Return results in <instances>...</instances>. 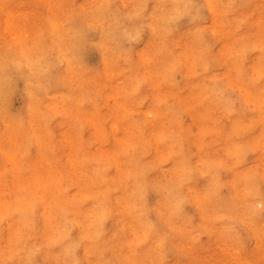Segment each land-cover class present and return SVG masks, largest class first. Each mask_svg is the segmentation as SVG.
<instances>
[{
	"label": "bare ground",
	"instance_id": "obj_1",
	"mask_svg": "<svg viewBox=\"0 0 264 264\" xmlns=\"http://www.w3.org/2000/svg\"><path fill=\"white\" fill-rule=\"evenodd\" d=\"M45 1L48 2V13L41 16L37 31L22 38L4 39L0 46V155L11 165V171L0 170V264H33L37 247L41 248L47 264H186L193 262V251L187 242L190 232L198 226L211 234L212 243L219 247L217 255L224 252L223 264H252V251L256 250L260 264H264V230L259 226L264 224V38L257 36L258 27L262 24L261 14L256 13V21H251L254 14L251 11L256 2L251 8H245L237 0H130L132 5L125 4L127 0H118V3L100 0L82 11L74 5L67 14L60 16L55 10L61 9V5L56 0ZM251 1L255 0H245L246 5ZM18 2L20 0H0V16L6 17L8 25L12 24V5ZM205 11L208 12L210 30L219 32L216 47L207 48V55L211 59L214 56L210 53L217 50L226 70L222 80L206 69L205 96L212 98L210 106L215 103L216 108L219 104L226 107L222 109L221 119L227 129L222 134L230 143L222 141L220 145L224 144L229 154L233 148L230 146L236 141L234 136L245 137L247 146L256 154L259 170L255 172L244 167L233 170L227 159L225 164L229 172L224 180L217 175L218 167L214 166L212 170L206 154L200 153L202 148L197 137L189 129L181 130L186 135L185 144L179 145L175 141L178 132L174 138L164 136V132L170 129L164 131L162 127L163 120L168 117L165 112L168 109L158 106L161 77L153 71L156 56L152 52V37L172 38L176 56L171 57L170 54V57H165L169 63L174 61L167 71L173 74L172 71L181 70L189 90L181 92L186 89L183 87L180 91L177 87L172 93L176 96L185 94L190 99L204 91L195 74L198 56L191 59L187 51L192 39L188 37L183 41V38L191 33L195 36L205 27L201 21ZM185 15H188L186 25L182 22ZM84 28L97 31L94 43L102 54L98 71L87 70L75 54V42ZM199 35L197 37H201L200 32ZM144 36L147 38L143 43ZM125 40L137 41L139 46L142 44L135 52H129L124 50ZM236 47H241V51L237 56L232 55L233 59L238 58L234 72L236 67L232 68L228 57ZM258 63L260 68L253 69L252 66ZM13 67L24 78L22 108L16 113L6 108L8 71ZM135 71L143 75L135 76ZM161 80L164 81V77ZM144 81L148 86L142 96L140 88ZM231 83L237 86L238 98L245 105L239 107L241 111L229 96L226 97L227 89L223 86ZM249 87L251 92H247ZM98 92L104 107L108 108L114 101L116 108H127L126 114L121 112L119 115L112 108H99ZM249 93H254V96H249ZM150 95L155 96L150 98ZM200 99L202 101L203 98ZM143 102L145 106L138 107ZM134 112L145 122V128L140 130L159 161L152 165L153 169L149 165L150 169L144 170L148 165L146 162L144 171L140 168L133 174L135 166L129 159L132 155L128 156L127 151L128 146L134 144V141L133 144L130 142L132 137L136 138L133 136L135 131L130 128L134 125H131ZM150 113H153L152 119L149 118ZM174 116L176 118L177 115ZM189 116L198 117L196 110L190 109ZM84 123L90 127L87 135L82 126ZM197 124L199 121L194 123ZM180 137L183 140L184 137ZM109 139L112 144H108ZM176 143L179 149L175 148ZM115 144L116 147L113 146ZM186 144L191 148L198 145V152L191 154L192 149L188 150ZM246 144L239 143L237 148L234 147V154L241 160L248 149L244 147ZM148 149L141 150L145 153ZM159 151L166 154V162ZM147 152L145 155L141 153L142 156ZM30 159L37 164L32 171L34 177L25 173L23 166L29 164ZM53 160L82 172L83 183L78 179L74 181L76 173L71 169L66 175H54L49 170L53 168ZM165 163L181 166L184 171L180 175L175 173V176L172 173L166 182L153 186L158 182L157 174ZM44 168L47 169L45 172ZM95 171L101 176H93L97 174ZM112 171L115 184L106 189L107 181L103 176ZM60 176H66L65 184ZM70 176L73 185L66 189L71 184ZM130 178L132 186L128 190ZM150 185L157 193L153 203L147 201L143 192ZM223 185L228 188L227 195L221 192ZM73 193L76 197L71 196ZM210 200L217 207V211L212 212L213 216L206 206ZM187 203H191L194 212H182ZM260 204L262 210L258 209ZM241 230L248 231V235H243ZM251 241L253 244L248 249ZM104 244L108 247L104 248ZM105 249L112 257L106 254ZM181 253L187 255L182 261L184 263L181 262Z\"/></svg>",
	"mask_w": 264,
	"mask_h": 264
},
{
	"label": "rangeland",
	"instance_id": "obj_2",
	"mask_svg": "<svg viewBox=\"0 0 264 264\" xmlns=\"http://www.w3.org/2000/svg\"><path fill=\"white\" fill-rule=\"evenodd\" d=\"M99 1L100 0H56V3L61 5V9H58V11L55 10V12L57 14L59 13V15L62 16V15L67 14V12H68V10L70 8L72 10V8H73L74 5H76L78 8H80V11H82L84 9H88V8L94 6ZM237 1H238V3L241 6H244L245 8L246 7L247 8H251L253 6V4L256 2L255 4H257V5H254V8L251 11V14L254 13L253 14V18H252L251 21L253 22V19L257 16V14H259V13L261 14V16H262L261 17V19H262L261 20V23L262 24H260V26L258 27L257 36L259 38H264V0H255L254 2L251 1V4L249 3L248 5H246L247 3H245V0H237ZM109 2L110 3H118V0H109ZM125 4L132 5L130 0L129 1L127 0ZM111 5L115 8V6L113 4H111ZM55 6H56V4H55ZM47 7H48V2L45 1V0H20V2H18L16 4H13L12 5V8H13L14 12L11 15V23H12L11 25H8L7 22L5 23V21H6L5 18L6 17L3 18V17L0 16V46L2 44L1 41H3L4 39H14V38H17V37H21L22 38V37H26L30 33H33L35 31H37L39 25L41 24V20H42L41 16H44L45 14L48 13ZM207 14H208V12L205 11V14H204L205 17H203L201 19L203 26H205V27H202V28L203 29L205 28V30L203 31V29H200L197 34L196 33L194 34L195 36H192L193 34L191 33V34H188L186 37L183 38V41H184L185 38H188V37H191L190 39H192L191 46L189 48H187V51L190 53L191 59H194L193 57L196 58V56H198V59H199L198 61L199 62H198V65L196 67L197 73H195V74H196L197 78L200 79V85L202 86V88L201 87L200 88L201 89H204V91L202 90V92H200V95H195L196 97L195 96H191L193 99L191 97L189 99V97L187 95H185V94L176 96L175 94L172 93V90L174 88H177V87H178L177 88L178 90L182 89L183 87H184L183 89H186V91H181L180 90L181 92H188L189 91L188 90V87H187L188 86L187 85V80H185L183 78V73H182L181 70H178L177 69L175 71H172L174 75L173 74H170V70L167 71V69H169L174 64V61H171L170 62L171 64H170L169 61H167L165 57H167V56L170 57V54H171V57L176 56L175 53L173 52L174 49L176 48L173 45L175 43V40L172 39V38H168V39L164 40L162 37H160L158 35L152 37V41H153L152 42V52L156 56V59L153 62V71L156 74L160 75L161 79H163V77H164V81L160 79V82L162 81L163 83L160 84V82H159V87H158V95H159L158 97L159 98L157 99L158 106L161 105V109H164V110L165 109H168L170 111V112L168 110L165 111V112H167L166 113V116H168V117L164 119L165 121L163 120V126L162 125L161 126L164 128L163 129L164 131L167 128H170L172 130H170V129H168V131L166 130L167 132L166 131L164 132V136H169V137L172 136V138H174V136H175L174 134H176L178 132L177 135L174 138L175 141L177 143L179 142L178 143L179 145H181L182 143L185 144V142L187 141V139L185 138L186 135H183L184 132L181 131V130H184L185 128L186 129H189L191 132H193V134H195V137H197L196 140L199 143V147L202 148V151H200V153H204V155L206 154V157L205 158H206L207 163L209 164V166L211 167L212 170H213L214 166H217L218 167V169H217V172L218 173L216 171L215 172L217 173V175L219 174L218 177L220 179H223L224 180V179H226L228 177V172H229V168H228L227 164H225V163H227V159H229V164L231 165V167L233 168V170L234 169H238L239 167L253 169V170H255V172H258L259 170H258V168L256 166V163H257V157H255L256 154H255V152H254V150L252 148H249V146H247L246 143H248V142L245 140L246 139L245 137H242V136L241 137H239V136L235 137L236 136L235 135L234 136V139H236V141L230 146L231 148L233 147L232 148V151H230L229 154L227 153L228 149L225 148L224 144H225V142H229V139H228V137L225 134H222V132L224 130H226L227 128H225L226 127V124L223 125V123L225 121H223L221 119L222 109L225 106H223V104H219L220 107L218 106V108H216L217 106L215 105V103L212 104V106H210V103H211L210 101L212 100V98L211 97H208V98L206 97L207 96L205 94V90H206V93H207V89H206L207 88V70L206 69H208L209 72H211V73H213L215 75L217 74V77L222 78V80H224L225 79V76H226L224 74V72L226 70H224L223 64L220 62L221 58L218 55V53H216L217 50L213 51V53L212 52L210 53V55L213 54L212 56H214L213 58H211L212 60L209 59V56L207 55L208 52H209V50L207 48L210 47L211 49H214L216 47V45H217L218 36H219V34H218L219 32H215L214 30H210L211 27H210V24H209L210 22L208 20ZM187 16L188 15H185V17L182 20L183 24H185V25L187 24V20H186ZM255 21H256V19H254V22ZM230 23L233 24V21H230ZM180 24H181V22H180ZM185 25H183V26H185ZM254 27H256L255 24H254ZM184 31H186V30H184ZM199 32L201 34V37H199L200 36L199 35ZM209 32H213V33H209ZM96 34H97V31H94L93 29L84 28L83 31L80 34L81 36L79 35V37L77 38V40L75 42V46H76L74 48L75 49V54H76L77 57L79 56L78 60L80 61V63L87 70L89 69V71H98L101 68V58H102V54H101V51H100L99 47L97 46V44L94 43ZM197 35H199V36L197 37ZM203 35H204V37H203ZM146 38H147V36H144V38L142 40L143 43H144V40ZM198 38H199V41L200 42L198 41ZM205 38L207 40V43H206ZM158 40H159V42H158ZM167 41H169V43L171 45L168 44ZM171 41L173 43H171ZM142 42H141V44H142ZM205 43H206V45H205ZM141 44L139 46V44L137 43V41L125 40L124 41V48H125L124 50L125 51H129V52H135L138 48L141 47ZM161 44H163V45H161ZM202 44H204V45H202ZM169 46H171V47H169ZM211 46H213V47H211ZM163 48H164V50H163ZM168 48L169 49L171 48L170 51H169ZM157 49H159L158 52H160V54L157 52ZM204 49H207V50L204 51ZM161 51L163 52V55H162V52ZM240 51H241V47H236L230 53L231 56L228 57V59H230L231 62H232V65H231L232 68L234 66L236 67V68H233L234 72L237 70L236 64H237L238 58H236V60H235V57L233 59L232 55L237 56ZM201 52H203V53H201ZM96 53L98 54V56H96ZM133 55L136 58V54H133ZM206 55H207V57H205ZM179 56L180 55L178 54L177 57H179ZM204 57H205V59H203ZM250 57H251V53H250ZM207 58L209 60H211V61H208ZM200 59L202 61H204V64H203V62ZM158 60H160V61H158ZM257 60L258 59H256L255 61H257ZM95 62H96V64H95ZM210 63H213V64H210ZM252 63H254V62H252ZM165 64H167V65H165ZM233 64H235V65H233ZM165 66H167V68ZM252 67H253V69L257 70V69L260 68V64L258 63L257 65H254ZM202 70H204V71H202ZM165 72L171 78L168 77V76H166ZM135 73H136L135 76L143 75L139 71L138 72L135 71ZM8 75L10 77V79H9V85L7 87V89L9 88L8 89L9 98H8V101H7L6 108L7 109L9 108L8 110H10L11 112H15L16 113V112L20 111V109L22 108L23 87H24L23 79L24 78L19 73V70L15 69L14 67L11 68V69H9ZM165 76H166V79H165ZM246 78H243V79H246ZM167 79L169 80V82H168ZM203 79L205 81V82H203L205 87L202 85L203 83H201ZM20 81H22V82H20ZM165 81H166V83H165ZM167 82L170 83V86L167 85L168 84ZM198 85H199V83L197 82L196 86H198ZM220 85L222 86V84H220ZM147 86H148V82H146V81H144L141 84L140 92H141L142 96H144V94L146 93ZM225 86L226 85H224L223 87L225 89H227V91H226L227 92L226 97L227 98L230 97L229 100L230 101H234L233 103H235V107L239 111H241V109H239V107L242 106V105L243 106H245V105L238 98L239 92L237 90V86L234 83L227 84V86L226 87ZM250 88L251 87L247 88L248 89L247 92H251V91H249V90H251ZM92 92L93 93L95 92L94 94H96V90H93ZM98 94H97V97H98L97 102H98V105L100 106L99 108H101V109L107 108V107H104L105 104H104V101H103V98H102L101 94L99 92H98ZM249 94H250L249 96H254V93H249ZM154 96L155 95H150V98H153ZM182 96H185V97H182ZM180 97H182V98H180ZM183 98H185V99L183 100ZM186 98H187V101H186ZM200 98H203L202 101H200L201 100ZM178 100H179V103L180 104L178 103ZM202 103H203V105H206V104L207 105L206 106H203ZM245 103H247V102H245ZM113 104H114V101H111V103L109 104V106H108L107 109H111L112 108V110L113 111H116L117 114H119V115L121 114V112H123V114H126V111H128L127 108H125V107L122 110L121 107L116 108L115 106H113ZM140 105L141 104H139L138 107H144L145 106V103L143 102L142 105L141 106ZM186 105H187V107H186ZM193 105H195V106H193ZM178 106H182L181 108H186V109L183 110L180 107L178 108ZM204 107L206 109H204ZM174 109H175V111H174ZM190 109H195L196 112H197V116L198 117H196V116H189ZM208 109H209V111H208ZM225 109H226V107H225ZM204 110H206V111H204ZM212 110H215V111L213 112ZM171 112H172V114H171ZM173 112H174V115H177L176 118L173 115ZM136 113L137 112H134V114H133V118L134 119H133V121H131V122H133V123H131V125L132 124H134V125H132L130 127L131 129H133L132 132L135 131L133 133V136L136 137V138L133 139V137H132V139H131L130 142H131V144H133V141H134V144H133V146L132 145H129L128 146V151H127L128 154H129L128 156L132 155V156H130L129 159H130V161H132L133 166L136 167L137 165H139L136 168L134 167L133 174H134V172H137V171H139L141 169H142L141 171H144L145 169H150V166L152 167V165H154L155 162L157 163V161H159V158L157 157V154L152 149V146L150 145L151 146V148H150L149 144L146 142V139L143 138L145 135H143V132H141L142 130H140V129L141 128L142 129L145 128V122L143 120H140V118H138L139 117L138 113L137 114ZM205 113H206V115H204ZM210 114L213 115L214 117H216V118L218 117V118L217 119L216 118H212L213 116L210 117ZM217 114H219V115H217ZM149 118H151V119L153 118V113H150L149 114ZM172 119H174V120H172ZM134 120H135V123L136 124L134 123ZM207 120H209V121H207ZM141 121L144 122V125H143V123H141ZM198 121H199V124L194 125V123H197ZM137 122H140L141 123L140 124L141 126ZM171 122H173V123L171 124ZM181 123H182V125H181ZM87 124L88 123L82 124V126L84 127V132H85L86 135L89 132V128H90L89 125H87ZM214 125H215V127H214ZM188 127H190V128H188ZM214 129L216 130V133H215V130ZM136 130H138V131H136ZM139 131H140V133H137ZM195 132H197V134ZM137 134H139V136ZM178 134H180V136L184 137L183 140H182V138ZM140 136L143 139H140L139 138ZM220 137H222V138H220ZM176 138H177V140H176ZM136 139H138V140H136ZM135 140H136V143H135ZM137 141H139V142H137ZM222 141L224 142V144L223 145H220V143H223ZM145 143H147V144H145ZM177 143L175 145V148L176 149H179L180 146H178ZM239 143H240V145H241V143L246 144V146H244V147L248 148L244 152V157H243L242 160L239 159L236 154H234V151L236 150L234 147L237 148V146L239 145ZM108 144H112L111 139H109ZM91 145H93V140H92V144ZM138 145H139V147H137ZM113 146L116 147V144L113 145ZM197 146H193L191 148V145H189V144H186L185 145V147H187L188 150L189 149H192L191 150V154H193V153L196 154L198 152ZM142 148H143V150L149 148L148 150H146V151H148L147 154H146V156H142V154L145 155V153H146V151L144 153V151L141 150ZM138 149H140L141 151L138 150ZM129 150H132V151H129ZM135 150H137V151H135ZM134 153L136 154V156H135ZM188 153H190V152H188ZM138 154L139 155L141 154L140 157H139ZM159 155L163 159H165V162L167 161V159H166L167 156H166L165 153H162V151H159ZM153 156H156V157H153ZM132 158H133V160H132ZM136 158H138L140 162ZM151 159H153V161ZM196 160H197V162H200L201 161V160H198L197 159V156H196ZM30 161L31 162L29 164H25L23 166L26 168L25 173L31 174L34 177V174L35 173L32 172V171L35 170V168L37 167V164H36L35 161H32V159H30ZM143 161H145V162H143ZM151 161H152L153 164L151 163ZM53 162H54L53 168H50L49 170L54 175H60V174L66 175L67 174V170L71 169L73 173L74 172L76 173L75 174L76 177H75V180L74 181H76L78 179V181H80L81 183H83V173L82 172L74 171L73 167H69V164H64L63 162L54 161V160H53ZM134 162H136L135 163L136 165L134 164ZM146 162L148 163L147 166L149 168L146 166ZM141 163H142V165H140ZM8 164H9V162H5L2 159L1 155H0V170H3V171L4 170L5 171L6 170H9V171H11V169H10L11 165H8ZM143 168H144V170H143ZM160 168L161 169H160V171L157 174L158 176L156 177V180L158 182H154L153 183L154 184L153 186H155L157 183L166 182L165 179H167L168 177H171L172 173H173L172 176H175L174 175L175 173L180 175L184 171V168L183 167H181V166L180 167L173 166L172 163H165ZM152 169H153V167H152ZM43 170L45 172L47 169L44 168ZM0 172H2V171H0ZM96 172L97 171H95V173ZM43 173H41V175H43ZM97 175L98 176H101L98 172L95 175L93 174V176H95V177ZM111 175H113V171L110 174H107L106 173V176H103V177H105V180L107 181L106 182L107 183L106 189H108L110 187H113V185L115 184L114 183L115 182V180H114L115 178L112 177ZM107 176H109V177H107ZM60 177H61V179L63 181V184H65L66 181H67L66 176H60ZM106 177L109 178L110 181L108 179H106ZM160 177H161V179H160ZM69 178L71 180V176ZM111 178H112V180H111ZM159 179L161 180V182H160ZM130 180H131V178L129 179L128 184H127L128 185L127 186L128 190H130V188L132 186V185H130ZM245 180H249V179H245ZM101 183H103V182H101ZM110 183H112V184L110 185ZM72 185H73V181L71 180L70 186L67 187L66 189H70L72 187ZM247 185H248V183H247ZM247 185L244 186V187H247ZM104 186H105V184H104ZM221 187H222L221 188L222 194L227 195L229 193L228 188L225 187L224 185L221 186ZM262 190H263L262 192L264 193V187H262ZM164 191H165V189H164ZM143 192H145V194H146L147 201L149 203H153L154 200L156 199V196H157L155 187H152V185H150V186L147 187V189H144ZM237 193L239 195V191H237ZM68 194L69 193H67L66 195H68ZM71 196L76 197V195L74 193L71 194ZM242 200H243V198L241 197V200L240 201H242ZM208 204H206L207 209H208L209 213L212 215V212H216L217 211V207H216V205L213 202H211V200L208 202ZM258 209L262 210L263 209V206L261 204L258 205ZM208 211L206 210V212H208ZM182 212L185 213V214H188L187 212H194V207L191 205V203H187L185 205V207H183ZM112 223H114V219H113V222ZM109 224H110V222L107 223V225H109ZM259 226L261 227L262 230H264V224H259ZM240 232L243 235H245V236L248 235V231H246V230H241ZM211 239H212V236H211V234H209V231L208 230H205L204 228H201L199 226L197 228H195V231L190 232V239L187 242V244H188L187 246L189 248H191L192 251H193V256H192L193 262H189V263H186V264H223V259L225 258V257L223 258L224 252L221 255H217L218 252H219V247L217 245L213 244ZM250 244H253V241H251L249 243V245L247 247L248 249L251 247ZM102 246H104V248L108 247V245L105 246V244L102 245ZM104 248H103V250H104ZM106 254L109 257H112L110 255V253L108 252V250H106ZM180 257H181V262H182L185 258H187V255L185 253H181L180 254ZM32 263L33 264H47V261L44 258L43 254H42V250H41L40 247H37L36 248L35 254H34L33 258H32ZM182 263H184V262H182ZM260 263H261V259L259 257L258 251L257 250L256 251H252V264H260ZM57 264H61V262H59Z\"/></svg>",
	"mask_w": 264,
	"mask_h": 264
}]
</instances>
